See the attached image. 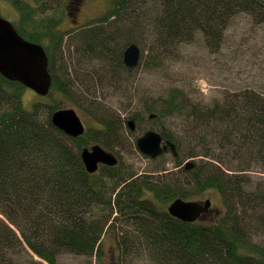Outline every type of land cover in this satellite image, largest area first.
Listing matches in <instances>:
<instances>
[{
	"label": "trees",
	"instance_id": "obj_1",
	"mask_svg": "<svg viewBox=\"0 0 264 264\" xmlns=\"http://www.w3.org/2000/svg\"><path fill=\"white\" fill-rule=\"evenodd\" d=\"M242 13L262 23L264 0H118L115 10L102 20L117 18L114 34L99 26L76 40L83 53L106 62L105 76L117 84L122 73L132 70L122 58L116 59L118 49L109 44L116 47L133 30L148 31L155 48L163 51L201 34L214 52L230 20ZM130 43L137 45L136 40L127 41L121 54ZM51 48L44 45L52 79L46 97L72 98V90L78 83L84 85L85 76L73 78L64 61L52 58ZM26 90L0 75V264H17L15 257L23 244L47 264H56L62 252L101 259L104 235L113 233L117 223L127 230L117 246L131 250V237L136 234L137 242L145 244L142 252L157 264H264V245L252 243L249 236L254 229L264 230V216L259 215L264 195L250 199L242 194L250 183L247 172L264 173V97L259 93L236 91L203 106L184 102L182 93L173 90L160 107H147V113L156 116L155 123L188 110L183 129L159 131L164 141L176 147L174 162L180 175L187 176L184 180L173 174L128 179L123 173L117 179L109 173L88 174L81 149L93 142L109 151L123 149L124 120L91 102L98 128L71 138L50 122L51 114L65 107L36 101L26 109L21 101ZM131 119L141 120L137 115ZM188 159L193 162L190 169L182 165ZM210 190L220 194L225 216L186 223L164 209L175 198L186 200Z\"/></svg>",
	"mask_w": 264,
	"mask_h": 264
},
{
	"label": "rangeland",
	"instance_id": "obj_2",
	"mask_svg": "<svg viewBox=\"0 0 264 264\" xmlns=\"http://www.w3.org/2000/svg\"><path fill=\"white\" fill-rule=\"evenodd\" d=\"M115 1L117 0H87L83 9L85 16L83 21H95L106 17L109 11L115 8L113 7ZM116 22L117 18L112 17L104 24L108 28V34L116 32L114 28ZM63 26H67V23H63ZM142 31L143 28L140 31L133 30L131 36L115 43L116 47L109 44L110 48L119 50L123 49L127 41L136 40L140 49L139 65L127 75L122 73L119 83L116 84L112 79L106 78L108 70L102 58L85 56L86 60L82 58L80 62L76 56L66 57L67 53L76 52L74 46H71L69 50L65 49L64 62L73 78L85 76L84 85L79 83L76 85L78 88L72 90L74 92L72 98L59 95L54 100L50 97H38L31 90H26L21 101L26 109H31L36 101H42L45 105L57 103L61 107H73L87 130L98 128V120L91 112V102L99 104L104 110L110 109L117 114L118 120H124L122 126L124 146L117 157L120 161V170H124L125 175L138 177L146 174L151 178H165L173 174L176 179L185 180L187 176L180 175L181 169L176 167L174 162V156L178 155L176 147H174L176 154L168 151L161 158L151 161L136 150L134 140L149 130L159 133L162 129H170L171 132L183 129L186 126L188 110L173 113L155 123L153 119H148L147 107L150 105L160 107L173 90L182 93L184 102L203 106H211L216 101H221L224 95L245 89L253 90L264 97V23H258L249 14H238L230 20L222 44L214 52L206 47L201 34H197L191 41H184L163 51L155 48L154 36L152 38L148 31ZM91 59V62H87ZM135 115L140 116L141 120L138 123L134 121L136 128L132 132L127 122ZM187 162L190 160H183L182 165ZM235 165L237 166L233 163L230 166L234 168ZM220 168L226 172L230 171L225 170L228 168L224 165ZM246 174L250 183L246 191L243 189L242 194L249 195L250 199L256 194L264 195V173L251 169ZM111 191L109 186L106 192L110 194ZM115 193L116 191L113 192V196ZM217 196L207 191L202 195H192L189 201L204 202L210 199L212 208L220 210L223 215L225 214L223 200ZM262 206L263 212L259 215L264 216V204ZM242 214L244 215V212H241ZM125 231L126 226L117 223L113 233L104 235L105 254L101 259L62 252L57 256L56 264H109L111 261L118 264H157L142 252L144 248L141 246L145 244L139 241L138 244L136 234L131 237V241L133 240L131 250L126 251L122 245L117 246V241ZM263 232L262 229L250 231L252 243L263 246ZM22 248L20 254L15 257L17 264H47L24 244Z\"/></svg>",
	"mask_w": 264,
	"mask_h": 264
},
{
	"label": "water",
	"instance_id": "obj_3",
	"mask_svg": "<svg viewBox=\"0 0 264 264\" xmlns=\"http://www.w3.org/2000/svg\"><path fill=\"white\" fill-rule=\"evenodd\" d=\"M139 59L140 50L135 44H131L123 53V63L128 68L136 67ZM0 75L8 81L20 83L41 97L48 95L52 83L44 49L40 45L23 39L13 26L2 18H0ZM152 117L153 115L150 116ZM50 122L54 128L69 137L77 138L85 132L82 121L74 109L54 111L50 116ZM129 126L132 130L134 129L132 122H129ZM162 143V137L150 131L137 140L136 147L142 155L151 159L162 155L168 147L172 153L176 154L173 144ZM81 159L88 173H94L99 163L108 166L117 163V159L112 154L98 145L92 146L90 150L83 149ZM191 167V163L185 166L186 169ZM209 207L208 200L200 203L178 198L169 204L167 212L173 218L192 223L206 213ZM110 264L118 263L112 261Z\"/></svg>",
	"mask_w": 264,
	"mask_h": 264
},
{
	"label": "flooded vegetation",
	"instance_id": "obj_4",
	"mask_svg": "<svg viewBox=\"0 0 264 264\" xmlns=\"http://www.w3.org/2000/svg\"><path fill=\"white\" fill-rule=\"evenodd\" d=\"M86 1L87 0H0V18L10 23L14 27L18 35H20L23 39L31 43L38 44L42 46L43 49H44V45L52 46V48L49 50L51 52L52 58L56 59L57 61H60V60L64 61V58L66 57L71 58L73 55V56H76L81 62V59L85 56H89V54L83 53V50L79 46L76 39L80 35L84 33H88L90 29L92 28L104 26V24L107 22V21H102L103 18H99L95 21H88V22L83 21L85 18L83 9L85 7ZM117 1H115V3L113 4V7H115V4ZM111 10H115V8H112ZM63 23L64 24L67 23V26H63ZM262 23H264V21ZM29 38L35 39L37 42L31 41ZM130 45H128L127 47H129ZM71 46H74L73 49L76 52L67 53V56L65 57V49L69 50ZM126 48L123 50L122 54L120 53L121 49L118 50V54H115L116 59L122 58V61H123V53L126 50ZM57 67L59 66L57 65ZM61 109H69V108H61ZM70 109H74V108L72 107ZM74 110L76 111V109ZM134 121L135 120L131 119L127 122V126L129 130L131 131L132 129L129 126V122H132L134 128H136V124ZM84 128L86 132L87 129L85 125H84ZM140 137H137L134 140L135 146H136L137 140ZM96 145H98L99 147H102L101 144L97 142H93L89 146L83 147L80 151V154L83 149L90 150L92 146H96ZM168 149L169 148H167V150L164 151V153L167 152ZM136 150L138 151V149ZM105 151L107 153L112 154L118 160L117 155L120 149L119 150L115 149L113 151H109V150H105ZM80 158H81V155H80ZM145 158L151 161H154L147 156H145ZM117 162L118 163L113 166H108V165L99 163L97 165L98 169L93 175L109 173L112 176H114L116 179L122 173L125 175L126 173L123 172L124 170L123 171L120 170L121 169L120 161L118 160ZM82 164L84 166L83 161H82ZM84 169H85V166H84ZM142 176H148V175L143 174ZM128 178L129 176L125 175V179H128ZM127 182L128 181H125L124 183L119 184L118 188H116L117 191L122 189L124 185H126ZM213 194H216V196L218 195L220 197V194L217 192V190H214ZM219 216H221L220 210H214L212 208V203H211V206L208 212L202 214L199 221H202L203 219L207 217L214 218V217H219Z\"/></svg>",
	"mask_w": 264,
	"mask_h": 264
}]
</instances>
